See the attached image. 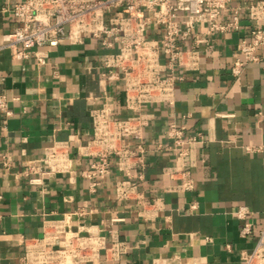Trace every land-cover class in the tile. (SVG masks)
<instances>
[{
  "label": "crops",
  "instance_id": "crops-1",
  "mask_svg": "<svg viewBox=\"0 0 264 264\" xmlns=\"http://www.w3.org/2000/svg\"><path fill=\"white\" fill-rule=\"evenodd\" d=\"M250 2L231 0L218 22H229L234 8ZM4 3L0 0V6ZM15 24L0 13L1 33ZM252 25L241 11L235 30L199 45V70L175 84L172 105L141 109L146 152L140 189L155 202L143 213L132 202L114 199V182L122 178L115 169L94 194L80 176L93 161L83 154L91 138L89 108L107 99L114 115L127 114L121 85L100 82L99 59L109 51L84 37L81 45L38 49L46 51L43 66L34 59L12 61L2 52L0 93L12 114L4 125L0 115V264H17L23 239L40 238L44 221L76 209L89 211L83 225L98 230L106 248L113 241L124 245L123 254L101 251L95 264H243L264 229V45L257 50L258 62L238 77L231 76L230 67ZM196 31L203 39V28ZM169 123L183 127L186 135L203 136L190 155L193 188L188 192L172 189L180 180L162 172L175 164L167 150ZM55 142L68 145L67 173L53 179L34 174L41 179L38 185L17 175L23 161L42 159ZM3 157L11 161L7 172ZM192 204L196 208L190 210ZM238 209L244 211L242 220L234 214ZM244 223L251 234L242 238Z\"/></svg>",
  "mask_w": 264,
  "mask_h": 264
},
{
  "label": "built area",
  "instance_id": "built-area-1",
  "mask_svg": "<svg viewBox=\"0 0 264 264\" xmlns=\"http://www.w3.org/2000/svg\"><path fill=\"white\" fill-rule=\"evenodd\" d=\"M231 0H5L0 13L9 15L14 28L0 32V54L7 52L12 61L34 59L37 66L45 65L46 51L64 43L81 45L84 37L97 41L108 50L100 61L101 84H120L123 92L124 117L114 115L111 104L103 100L101 107H90L91 138L83 154L93 158L88 168L80 173L87 191L94 194L108 178L112 169L122 178L114 182V199L132 202L143 213L155 207L140 189L144 180L142 122L146 115L141 109L153 105H172L175 84L187 74L199 70V45L214 37L235 30L239 13H245L250 28L248 41L242 40L238 56L230 67L232 77H238L260 57L257 50L264 45V0H251L244 8L233 9L229 22H218ZM203 28V39L196 28ZM201 34V33H200ZM188 45V46H186ZM8 101L0 93V115L4 125L11 116ZM167 150L173 153L175 164L162 169L170 179L178 177L175 191H191L190 155L197 144L203 143L201 134L186 135L183 127L169 123ZM160 149V147H157ZM41 163V166H37ZM11 161L1 159L4 172ZM68 145L55 142L38 160H25L17 173L30 185L41 184L34 174L55 178L68 172ZM190 206V210L195 209ZM243 209L234 214L244 219ZM89 211L76 209L55 221L42 223L40 238L23 239L17 264H95L100 253L123 254V243L113 241L105 247L104 236L83 221ZM76 225L73 226L72 220ZM74 227V228H73ZM251 234V226L244 223L240 237ZM243 264H264V229L258 234L250 251L242 258Z\"/></svg>",
  "mask_w": 264,
  "mask_h": 264
}]
</instances>
